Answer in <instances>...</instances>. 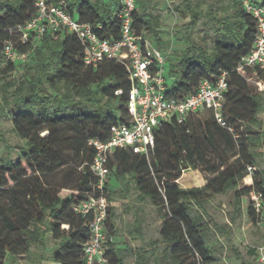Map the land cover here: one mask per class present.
Listing matches in <instances>:
<instances>
[{
  "label": "trees",
  "instance_id": "obj_1",
  "mask_svg": "<svg viewBox=\"0 0 264 264\" xmlns=\"http://www.w3.org/2000/svg\"><path fill=\"white\" fill-rule=\"evenodd\" d=\"M35 2L0 0V80L23 70L18 80L10 78L3 84L0 116L9 115L14 130L26 140L25 145L12 147L15 160L0 156V264H12L47 233L59 241L52 256L56 264H84L83 245L90 237L92 217L77 213L75 206L95 192L98 182L90 168L96 155L90 140H107L113 124L127 122L132 83L127 69L115 59H105L97 68L87 67L83 45L67 30L47 32L36 45L22 43L18 27L36 15ZM231 2L233 12L218 17L211 11L203 13L196 0H182L184 10L191 13V28L203 15L215 23L202 42L188 38L189 45L175 58L167 55L172 84L167 83L166 92L185 97L196 92L204 79L215 80L225 72L229 84L225 115L239 137L222 127L210 111L204 116L208 110H203L190 115L185 123L174 119L157 128L149 158L129 149H117L110 158L106 183L110 201L111 194L119 190L110 189L111 176L117 175L126 185L129 175L140 198L160 211V239L154 241L162 246L158 262L216 264L218 257L211 246L214 235H229L231 226L241 220L244 197L253 191L264 195V168H257L260 153L254 150L264 147V98L237 70L253 48L257 23L241 0ZM120 7V0H66L67 10L78 21L91 23L101 37L111 41L121 38ZM134 26L159 48L165 45L160 38L161 17L149 11L145 0H137ZM8 42L22 52L33 50L29 60L5 61ZM260 77L264 79V74ZM11 87L13 93L9 94ZM119 89L123 92L117 94ZM70 164L79 170V178L75 187L65 190L49 177ZM250 165L256 170L253 183L246 184ZM185 167L208 173L207 182L181 187L178 181ZM229 192V224L208 220L209 201ZM113 209L111 205L107 223L115 234ZM246 213L258 224L252 200ZM139 250L138 258L145 264L147 251ZM134 252L135 248L115 245L109 252V264H124L125 253ZM254 252L257 250L251 248L250 253Z\"/></svg>",
  "mask_w": 264,
  "mask_h": 264
},
{
  "label": "built area",
  "instance_id": "obj_2",
  "mask_svg": "<svg viewBox=\"0 0 264 264\" xmlns=\"http://www.w3.org/2000/svg\"><path fill=\"white\" fill-rule=\"evenodd\" d=\"M245 10L256 20L257 32L251 52L242 58L237 70L247 76L254 75L256 83L264 89V3L263 0H241ZM121 38L111 41L101 37L95 26L78 21L66 8V0H36V15L19 26L21 42L33 45L47 32L67 30L76 35L84 48V63L97 68L105 59H115L127 69L132 87L128 93L127 122L113 124L107 140L93 139L96 155L90 164L98 182L94 193L75 206V211L91 215L90 237L83 245L84 264H109V252L116 245L115 234L107 221L112 202L106 190L110 175V158L117 149H129L148 158L156 145V130L164 122L176 120L185 123L188 117L208 110L216 121L234 137H239L234 125L226 118V93L229 89L224 72L215 80L204 79L196 92L185 97L167 94V55L154 45L152 40L139 34L134 26L137 0H120ZM102 27V25H98ZM33 50L22 52L14 43L4 47L5 61L27 62ZM123 90L116 91L117 94ZM256 166H248V175L253 183ZM258 224L264 223V195L251 193ZM67 227V225H64ZM259 264H264V245L257 248Z\"/></svg>",
  "mask_w": 264,
  "mask_h": 264
},
{
  "label": "rangeland",
  "instance_id": "obj_3",
  "mask_svg": "<svg viewBox=\"0 0 264 264\" xmlns=\"http://www.w3.org/2000/svg\"><path fill=\"white\" fill-rule=\"evenodd\" d=\"M145 1L149 5V11L159 14L161 17L160 38L165 45L159 48L151 40L156 47L172 58H175L174 56L178 55V52L185 49L189 45L190 40H194L196 43L202 42L204 35L212 30L211 25L215 23L207 15H203L198 23L191 28L189 25L191 13L184 10L182 0ZM196 1L200 3L203 13L211 11L213 15L218 17L231 14L234 9L231 0ZM177 6L180 7L177 8ZM74 10L76 12V9ZM167 69L168 67L165 69V75L167 76V83L171 85L172 79L168 77ZM22 72L23 70L14 71L8 75L7 80H0V105L3 103V84L9 81L10 78L18 80ZM246 77L251 85L262 92L264 98V89H261L256 83V77L254 75H247ZM13 89L14 87H11L8 93H13ZM210 114L207 111L204 116H209ZM262 117L264 120V112ZM255 129L257 128L255 127ZM261 129L264 130V123ZM25 143L26 140L22 139L14 130L12 118L9 115L0 116V156L10 157L15 160L17 154L12 147L25 145ZM254 150L260 153L257 168H264V147L256 146ZM71 165L61 172L51 175L49 180L66 188L65 190L75 187V183L79 178V170ZM208 176V173L199 169L189 168L184 169V175L178 182L181 187L186 188L202 186L207 182L205 178ZM125 180L129 182L123 185L119 182L117 175L114 174L109 180V186L112 191L119 188L117 193L111 194V202L114 206L112 222L115 229L116 246L120 248H135L134 253H125L124 264H144L140 262V258L137 255L141 251L139 250L140 248L147 251L146 259L144 260L145 264H166L157 261L158 255L162 253V246L154 243V241L160 239V211L148 199L140 198V193L133 182H131L129 175H126ZM244 183H251V180L249 181L247 177ZM231 199L232 192L219 194L211 199L207 205V219L213 218L220 224H229V211L231 210L229 203ZM250 200L251 195L244 197L243 209L245 213L237 224L231 226L232 229L229 235L222 233L214 235L211 246L218 257L216 264H244L246 262L259 264L257 253L251 254L250 249L254 248L257 250L259 246L264 245V223L259 225L250 221L246 213ZM59 247V241L54 239L51 233H47L41 241H37L32 246L28 253L17 257L12 264H56L52 260V256Z\"/></svg>",
  "mask_w": 264,
  "mask_h": 264
},
{
  "label": "crops",
  "instance_id": "obj_4",
  "mask_svg": "<svg viewBox=\"0 0 264 264\" xmlns=\"http://www.w3.org/2000/svg\"><path fill=\"white\" fill-rule=\"evenodd\" d=\"M248 177H251V176H248ZM251 180H252V177H251ZM119 247V246H118Z\"/></svg>",
  "mask_w": 264,
  "mask_h": 264
},
{
  "label": "water",
  "instance_id": "obj_5",
  "mask_svg": "<svg viewBox=\"0 0 264 264\" xmlns=\"http://www.w3.org/2000/svg\"><path fill=\"white\" fill-rule=\"evenodd\" d=\"M184 169H187V167H185Z\"/></svg>",
  "mask_w": 264,
  "mask_h": 264
}]
</instances>
